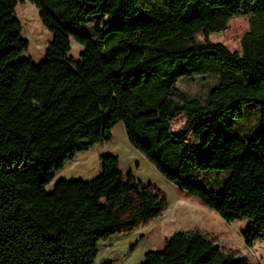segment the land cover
<instances>
[{"label":"trees","instance_id":"trees-1","mask_svg":"<svg viewBox=\"0 0 264 264\" xmlns=\"http://www.w3.org/2000/svg\"><path fill=\"white\" fill-rule=\"evenodd\" d=\"M34 4L53 42L44 62L25 57L30 41L18 0H0V264H96L102 242L160 217L167 199L102 156L92 181L47 186L78 154L113 141L122 123L132 146L180 191L227 223L248 220L245 242L264 240V0H20ZM160 2L154 15L144 2ZM252 14L242 52L210 35ZM107 16L88 33V21ZM202 34L204 41L197 36ZM73 40L84 47L70 56ZM216 74L208 103L178 82ZM235 86L254 95L226 99ZM252 138L238 131L250 108ZM187 115L182 129L171 122ZM194 130L198 145L188 141ZM224 172L219 190L193 181ZM112 260L104 264H112ZM141 264H250L201 231L179 232Z\"/></svg>","mask_w":264,"mask_h":264},{"label":"rangeland","instance_id":"rangeland-1","mask_svg":"<svg viewBox=\"0 0 264 264\" xmlns=\"http://www.w3.org/2000/svg\"><path fill=\"white\" fill-rule=\"evenodd\" d=\"M16 17L21 21L24 31L23 37L30 41V47L25 54L34 63L40 65L44 62L48 49L53 42V35L45 26L39 9L29 1L18 0ZM146 9L154 15L164 12L160 2L154 5L144 2ZM252 14L245 13L233 18L225 31L210 35V40L227 46L232 52H242V38L249 32ZM108 17L101 15L89 19L88 33L95 34L107 22ZM200 42L204 41L202 34L197 36ZM84 47L73 40L70 56L79 60ZM218 76L210 74L205 77L186 78L178 82L179 92L189 98L200 99L208 103L214 87L218 84ZM254 95L247 86H235L225 93L226 99L234 95ZM248 117L238 124V131L245 138H252L260 128V113L257 108L249 109ZM187 120L186 114H181L171 122L172 130L177 132L183 128ZM190 134L188 141L198 145ZM113 154L119 157L121 169L127 175L133 173L137 181L151 186L167 199V207L163 214L147 225H141L130 232L118 233L108 241L102 242L96 264H104L112 260V264H141L146 253L162 251L168 240L179 232L201 231L210 235L225 251H233L249 260L250 264H264V240L256 243L251 250L245 242L244 232L250 228L248 220L227 223L214 210L204 205L198 198L179 190L169 182L146 157L135 149L130 143L125 127L120 123L113 130V141L99 145L90 151L80 153L69 161L65 168L57 173L55 179L47 186L48 191H53L57 183L62 180L92 181L102 173V156ZM229 175L224 172H201L193 182L208 190H219L228 180Z\"/></svg>","mask_w":264,"mask_h":264},{"label":"crops","instance_id":"crops-1","mask_svg":"<svg viewBox=\"0 0 264 264\" xmlns=\"http://www.w3.org/2000/svg\"><path fill=\"white\" fill-rule=\"evenodd\" d=\"M250 27V26H249ZM249 31H250V29H249ZM248 33V32H247ZM215 43V42H214Z\"/></svg>","mask_w":264,"mask_h":264},{"label":"built area","instance_id":"built-area-1","mask_svg":"<svg viewBox=\"0 0 264 264\" xmlns=\"http://www.w3.org/2000/svg\"><path fill=\"white\" fill-rule=\"evenodd\" d=\"M251 250H253V248H251Z\"/></svg>","mask_w":264,"mask_h":264}]
</instances>
